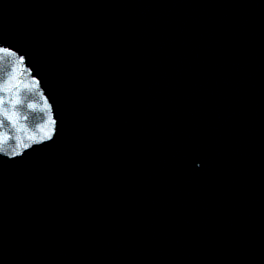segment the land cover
<instances>
[{"label":"snow or ice","instance_id":"1","mask_svg":"<svg viewBox=\"0 0 264 264\" xmlns=\"http://www.w3.org/2000/svg\"><path fill=\"white\" fill-rule=\"evenodd\" d=\"M2 103H3V101H2V99H0V105H2ZM0 123H2V121H0Z\"/></svg>","mask_w":264,"mask_h":264}]
</instances>
